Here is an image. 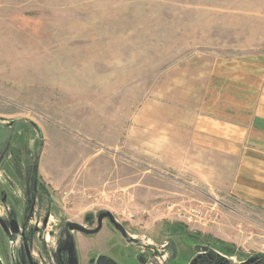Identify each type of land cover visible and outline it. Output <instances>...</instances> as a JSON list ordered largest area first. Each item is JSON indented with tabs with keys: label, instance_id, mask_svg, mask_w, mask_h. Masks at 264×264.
<instances>
[{
	"label": "rangeland",
	"instance_id": "rangeland-1",
	"mask_svg": "<svg viewBox=\"0 0 264 264\" xmlns=\"http://www.w3.org/2000/svg\"><path fill=\"white\" fill-rule=\"evenodd\" d=\"M258 55L264 0H0V153L15 124L21 187L32 180L37 205L49 206L56 264L64 235L71 264L90 245L66 224L95 227L105 211L141 242L124 253L151 264H193L196 246L261 264L264 219L217 178L197 179L189 139L207 93L220 114L234 103L223 100L238 88L217 75L222 64ZM4 161L0 172L15 176ZM191 207L206 218L195 222ZM176 237L182 250L164 243ZM43 239L28 242L33 259Z\"/></svg>",
	"mask_w": 264,
	"mask_h": 264
},
{
	"label": "crops",
	"instance_id": "crops-1",
	"mask_svg": "<svg viewBox=\"0 0 264 264\" xmlns=\"http://www.w3.org/2000/svg\"><path fill=\"white\" fill-rule=\"evenodd\" d=\"M217 75L238 92L223 97L234 103L221 114L210 108L212 96L206 94L191 125V171L198 180L217 178L218 188L264 219V55L225 62Z\"/></svg>",
	"mask_w": 264,
	"mask_h": 264
},
{
	"label": "flooded vegetation",
	"instance_id": "flooded-vegetation-1",
	"mask_svg": "<svg viewBox=\"0 0 264 264\" xmlns=\"http://www.w3.org/2000/svg\"><path fill=\"white\" fill-rule=\"evenodd\" d=\"M15 126V124L8 126V130H11V137L7 141V144L9 143V145L5 146V148L1 150L2 153H0V168L5 162L4 160L7 158L11 164H13L14 174L17 176L8 175L5 177V175L0 172V253L3 256L1 260L5 257V254L3 253L4 249L7 248L6 251H9V247L10 251L9 253L7 252V259L9 262L11 259L10 264H26L27 262L23 259V247L25 246L29 264H44L45 259H49L50 264H56L53 260V254L55 252L50 255L48 253L49 250L45 249V245H47V243L51 240L49 236H52L54 232V230L49 229L51 219L49 206L47 205L43 207L40 204L37 205V194L32 180L31 183H29L30 187L27 194H25V190L21 187L22 181L19 175L20 169L18 167L17 154L15 152L16 149L18 150V146L16 145V142L11 140L12 137H15ZM30 158L31 156L27 153V163L30 165L29 168L33 170L36 164L31 163ZM12 160L14 161L12 162ZM31 173L33 174V172ZM5 183L7 186H5ZM26 204L29 205L27 206ZM1 209H3V213H1ZM7 209L12 214L9 219H7L5 214ZM19 212L21 217L18 216ZM101 213H99L96 217L95 227H87L77 222H70L66 224V229L68 231H73V234H78L79 237L81 236L84 239H88L89 241L91 240L88 252H86L85 255L84 252H80V246H76V264H151L146 256L138 257V254L134 252L131 254L124 253L129 246L133 247L134 245H140L141 242H135V240L129 236L124 225L120 223L124 229L123 232L111 222L109 217L103 218L101 228L94 233H85L77 229H70L69 227V224L74 223L84 226L90 230L97 229L99 226V215ZM43 231H45V234H43ZM64 233L66 234L67 232L65 231ZM36 237H40L42 239L45 237L46 242H42V255L37 257L38 252H36L37 255L35 254L34 259H37L34 261L28 242H34V238ZM13 238L16 239V242L14 243H12ZM67 239L69 240V236L67 238L64 235L61 241L62 246L57 250H61L62 264H71L70 253L68 250L71 245L68 244ZM167 242L170 245L173 243V246L175 247L174 249L182 250L181 241H179L177 237L166 240L164 243ZM7 243L13 244L12 246L15 247V250L14 247L11 248ZM164 245L165 244L161 243L157 244L156 247L163 248ZM199 248L200 247L196 246L195 249L191 251L193 256L195 255L193 258V264H233L229 258L230 255L233 254L228 251L223 252L218 248L202 249L203 247L200 251H198ZM135 250L137 249L135 248ZM40 256L42 257V261L39 259ZM247 261L249 264H258V260L256 259L252 260L248 258L246 262ZM263 261L264 258L262 259L261 264ZM170 262V264L176 263L175 261ZM0 264L2 263L0 262Z\"/></svg>",
	"mask_w": 264,
	"mask_h": 264
},
{
	"label": "water",
	"instance_id": "water-1",
	"mask_svg": "<svg viewBox=\"0 0 264 264\" xmlns=\"http://www.w3.org/2000/svg\"><path fill=\"white\" fill-rule=\"evenodd\" d=\"M104 217H109V219L111 220V222L114 223L120 230H122L124 232L123 227L120 225V223L118 224V221H117L116 217L110 211L102 212L99 215V226H98L97 229L90 230V229L85 228L84 226H81V225H78V224H74V223L73 224H69V227H70V229H77V230H80V231L85 232V233H94V232L98 231L101 228V226H102V220H103ZM13 231H14V229H13ZM262 264H264V261H263Z\"/></svg>",
	"mask_w": 264,
	"mask_h": 264
},
{
	"label": "built area",
	"instance_id": "built-area-1",
	"mask_svg": "<svg viewBox=\"0 0 264 264\" xmlns=\"http://www.w3.org/2000/svg\"><path fill=\"white\" fill-rule=\"evenodd\" d=\"M180 214L182 211H179ZM188 216H190L195 222H200L201 220L206 218V213L203 210L199 209L198 207H191L188 210Z\"/></svg>",
	"mask_w": 264,
	"mask_h": 264
},
{
	"label": "trees",
	"instance_id": "trees-1",
	"mask_svg": "<svg viewBox=\"0 0 264 264\" xmlns=\"http://www.w3.org/2000/svg\"><path fill=\"white\" fill-rule=\"evenodd\" d=\"M258 255H260V254H258Z\"/></svg>",
	"mask_w": 264,
	"mask_h": 264
}]
</instances>
